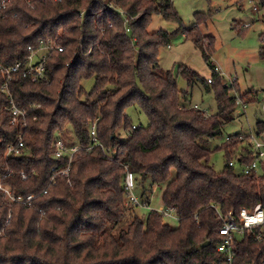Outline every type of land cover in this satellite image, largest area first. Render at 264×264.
Masks as SVG:
<instances>
[{"label":"trees","instance_id":"16d2710c","mask_svg":"<svg viewBox=\"0 0 264 264\" xmlns=\"http://www.w3.org/2000/svg\"><path fill=\"white\" fill-rule=\"evenodd\" d=\"M258 1L264 9V0ZM153 14L180 20L171 0H11L0 13L2 64L25 60L28 47L37 48L40 41L54 39L64 47L51 51L40 81L23 76L24 67L12 74L11 94L29 110L26 125L11 121L10 99L1 90L5 75H0V182L14 197L34 195L27 206L0 190V264H225L227 255L218 250L224 241L218 210L226 215L258 203L264 207V165L261 174L229 165L236 159L252 163L249 134H232L212 149L205 146L242 114L230 92L240 88L238 80L228 85L213 71L208 82L187 66L177 75L160 72L159 48L171 35L148 29ZM209 16L196 12L192 27L176 30L185 40L209 41L208 53L214 37L201 28ZM178 76L189 86L201 82L207 92L214 91L218 111L207 114L189 105ZM90 79L88 91L83 81ZM249 94L239 93L245 104L255 101ZM134 105L147 125L132 124L126 110ZM95 122L101 145L89 150ZM68 124L81 148L69 176L57 175L50 183L54 168L68 165V156L55 157L59 138L54 135ZM263 130L261 119L254 131ZM19 135L20 153L8 154ZM216 151L226 159L221 170L211 163ZM127 171L141 195L166 184L162 201L175 208L177 227L156 210L145 218L135 213L128 204ZM232 251V264H264V228L235 237Z\"/></svg>","mask_w":264,"mask_h":264},{"label":"rangeland","instance_id":"374dc122","mask_svg":"<svg viewBox=\"0 0 264 264\" xmlns=\"http://www.w3.org/2000/svg\"><path fill=\"white\" fill-rule=\"evenodd\" d=\"M179 16V22L166 20L160 14H153L149 23L150 31L166 30L170 33L168 45L159 48L160 72L172 70L175 75L180 71L181 66H187L198 72L208 80L212 77L213 66H217L223 75L226 83L230 85L235 79L238 80L240 88L230 89L231 95L250 92L248 97L255 99L248 103L245 113L225 124L223 132L214 138H210L205 146L209 149L220 145L226 138L236 133H250L254 130L258 120L264 117V9L255 10L259 6L258 0H171ZM210 13L206 23L202 25L204 35L214 37V45L207 52L209 41L196 43L192 39L185 40L183 35L176 30L182 25L190 28L194 25L195 13ZM263 20V21H262ZM252 24L246 31H240L244 25ZM262 36V37H261ZM209 55L205 56V52ZM179 88L187 93L188 104L198 105L207 114L218 111V105L214 91L207 92L203 83L198 82L189 86L182 76H178ZM94 79L83 81L84 87L89 91ZM253 92V93H252ZM241 111V110H239ZM131 117L133 125H147L148 119L139 108L129 106L126 110ZM55 138H62L74 142L76 137L73 128L68 124L65 131L55 132ZM127 134H123L126 138ZM211 163L217 170H221L226 159L222 151H216L211 157ZM237 170L241 168L238 164ZM262 172L260 171L259 174ZM166 184L154 185V190L149 194H139L142 200H150L149 205L133 206L137 215L145 218L152 209L161 210L165 206L162 201L163 191ZM146 189L151 187V182L145 183ZM143 203V202H142ZM164 220L172 227L179 225V219L172 216H163ZM125 218L122 225H125Z\"/></svg>","mask_w":264,"mask_h":264},{"label":"built area","instance_id":"2783aa9c","mask_svg":"<svg viewBox=\"0 0 264 264\" xmlns=\"http://www.w3.org/2000/svg\"><path fill=\"white\" fill-rule=\"evenodd\" d=\"M11 2V0H2L0 2V13L6 9L7 5ZM255 10H259V6H255ZM121 13L125 17V12L122 10ZM129 21V17H125V24ZM250 23L244 25V28L248 27ZM264 28V21H263ZM128 30V28H127ZM264 35V32H262ZM63 51L64 47L54 39H48L46 42L40 41V45L37 48H33L32 46L28 47L30 53L27 55L25 60L19 61L14 65L7 66L0 62V75H5V80L1 85V90L5 92L9 96V105L6 106L7 111L11 114V121L13 123L23 122L24 125L27 124L28 117L30 116L29 110L25 105L19 104L15 101L14 97L11 94L9 81L14 72L19 71L22 67L23 76H30L32 81H40L45 76L46 63L50 56L51 51L53 50ZM219 68L217 66H213V71L222 75L219 72ZM212 77L208 79V82L212 81ZM233 83V82H232ZM230 83V85H232ZM236 102L239 105V110L241 113H245L246 105L241 101L239 94L235 95ZM264 106V103H263ZM264 117V116H263ZM35 119V118H34ZM264 120V118H263ZM249 134V141L252 148L253 153V161L251 164L240 163L237 159L231 160L229 162L230 166H236L238 164L241 165L242 172L250 173L254 171L258 174L261 170V165H264V130L257 134L254 130H252ZM91 135H92V144L88 146V149H92L95 145H101L96 137V122L91 126ZM240 138L244 139L241 135ZM24 146V142L22 140L21 135L16 142L11 143L8 146V154H19L21 148ZM55 157L60 159L65 156H68V165L64 169H58V166L54 168L55 172L50 180V183L54 181L55 176L63 175L64 177L69 176V172L71 169L73 157L75 153L81 148V145L74 143L72 141H66L62 138L56 140L55 143ZM21 176L23 179H27L28 175L25 172H21ZM126 190L128 192V204L131 206H145L139 196L135 192V179L132 172L127 171L126 173ZM0 190L4 191L10 199L15 202H23L27 204V206L31 205V201L34 198L33 194L27 196L26 200L21 198L14 197L10 194L9 190L4 188L0 182ZM44 193H47V190H44ZM162 216H172L177 219H180L174 207H165L164 209L157 210ZM218 215L222 221V226L219 229V232L222 236H224V241L218 246V250L225 253L227 255V261L225 264H232L233 261V251H232V241L235 237L241 236L244 234L246 230H253L256 228H264V207L261 203H258L252 209L242 208L238 214H234L232 211L228 214L224 215L218 210ZM256 240H261V234H255Z\"/></svg>","mask_w":264,"mask_h":264},{"label":"crops","instance_id":"0c3cea01","mask_svg":"<svg viewBox=\"0 0 264 264\" xmlns=\"http://www.w3.org/2000/svg\"><path fill=\"white\" fill-rule=\"evenodd\" d=\"M263 21V20H262Z\"/></svg>","mask_w":264,"mask_h":264}]
</instances>
